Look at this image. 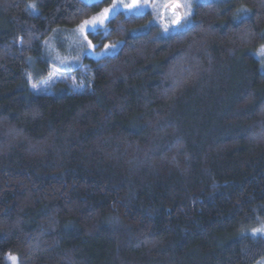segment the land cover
Wrapping results in <instances>:
<instances>
[{"label": "trees", "instance_id": "16d2710c", "mask_svg": "<svg viewBox=\"0 0 264 264\" xmlns=\"http://www.w3.org/2000/svg\"><path fill=\"white\" fill-rule=\"evenodd\" d=\"M110 1L0 0V264L257 263L264 0L199 2L167 37L119 12L84 90L34 91L46 39Z\"/></svg>", "mask_w": 264, "mask_h": 264}, {"label": "rangeland", "instance_id": "374dc122", "mask_svg": "<svg viewBox=\"0 0 264 264\" xmlns=\"http://www.w3.org/2000/svg\"><path fill=\"white\" fill-rule=\"evenodd\" d=\"M86 1L92 2L98 0ZM169 1L172 0H147V3H145V0H111L99 12L86 18L77 26L56 28L45 41L46 55L50 65L45 75L38 80L34 76H31V88L36 92H53L57 88L55 85L58 82L66 81L72 89L84 90L85 81H78L75 70L83 66L86 57L99 58L115 53L122 44V41H118L99 46L98 43L89 37V33L103 31L106 34L109 30V20L119 12H123L126 15L151 13L149 25H157L159 27V36L167 37L176 32L183 31L192 25L194 8L197 3L214 0H178L183 4L185 12L188 15L177 25H174L172 22L176 19L175 14H172L164 7ZM106 9L108 10L107 12H105ZM241 15L244 16V10H241L239 13L237 12L236 19H240ZM85 21L88 23L85 24ZM262 48H264V42L253 52L261 60L264 68V55L260 53ZM261 229H264V226L257 225L253 226L249 232L264 234V231H261ZM12 257L16 258L15 264H18V258L16 256ZM10 261L14 264L11 258ZM255 264H264V257Z\"/></svg>", "mask_w": 264, "mask_h": 264}, {"label": "snow or ice", "instance_id": "6c2138e0", "mask_svg": "<svg viewBox=\"0 0 264 264\" xmlns=\"http://www.w3.org/2000/svg\"><path fill=\"white\" fill-rule=\"evenodd\" d=\"M145 3H147V0H145ZM138 7V6H137ZM164 7L165 8H167L169 11H174L175 12V10L176 9H179V8H181V7H183V5L182 4H180L179 2H174V3H171L170 5L169 4H165L164 5ZM108 10L106 9L105 10V12H107ZM175 15H176V19L175 20H173L172 22L174 23V24H179L180 23V20H181V16H180V13L179 12H175ZM188 15V13H184V16H187ZM88 22L87 21H85V24H87ZM260 53L262 54V55H264V48H262L261 50H260ZM255 231V230H254ZM261 231H264V229H261ZM12 260H13V262H14V264H15V260H16V258L15 257H10Z\"/></svg>", "mask_w": 264, "mask_h": 264}, {"label": "water", "instance_id": "95a60500", "mask_svg": "<svg viewBox=\"0 0 264 264\" xmlns=\"http://www.w3.org/2000/svg\"><path fill=\"white\" fill-rule=\"evenodd\" d=\"M174 2H179L180 4H182L180 1H178V0H172V1H169L167 4H171V3H174ZM183 5V4H182ZM167 9V8H166ZM172 14H175V12H179L180 13V16H181V20L185 17L184 16V13H185V8H184V6L183 7H181V8H179V9H176L175 10V12L174 11H170ZM180 20V21H181ZM174 25H177V24H174Z\"/></svg>", "mask_w": 264, "mask_h": 264}, {"label": "flooded vegetation", "instance_id": "af4514ba", "mask_svg": "<svg viewBox=\"0 0 264 264\" xmlns=\"http://www.w3.org/2000/svg\"><path fill=\"white\" fill-rule=\"evenodd\" d=\"M174 16H175V18H176V15H174ZM181 21H182V20H181ZM181 21H180V22H181Z\"/></svg>", "mask_w": 264, "mask_h": 264}]
</instances>
